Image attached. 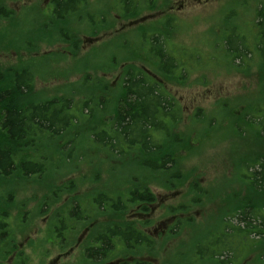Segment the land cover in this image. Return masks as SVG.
Returning <instances> with one entry per match:
<instances>
[{
  "label": "rangeland",
  "instance_id": "obj_1",
  "mask_svg": "<svg viewBox=\"0 0 264 264\" xmlns=\"http://www.w3.org/2000/svg\"><path fill=\"white\" fill-rule=\"evenodd\" d=\"M50 1L0 0V5L14 11L13 17L0 18V71L30 69L35 77L30 94L34 99L66 96L91 101L56 140L18 153L25 159H45L44 174H0V211L6 212L8 222L0 242L19 244L31 235L38 245L42 237L45 258L54 257L59 250L55 236L40 230L48 232L57 223L58 207L64 206L65 198L83 205L100 193L120 194L137 185L153 192L157 203L164 199L157 217L164 211L170 215L184 211L187 217L170 237L157 238V264H264V240L253 233L245 236L237 230H222L236 206L264 207V193L249 189L244 177L250 178L259 159L264 162V124L250 116L244 119L252 123L242 119L246 109L259 105L261 109L264 104L260 83L264 73L257 71L261 61L253 49L254 14L261 0H131L128 6L120 0H88L82 10L63 21L47 20ZM137 1L143 7L139 14L130 12L126 17L125 9ZM60 27L77 35V48L56 36ZM153 33L165 39L167 53L178 62L174 71L184 68L178 73L186 80L163 76V69L155 66L157 60L149 58L145 50ZM234 34L253 50L249 73L235 70L224 49V38ZM85 36L97 41H85ZM129 65L156 73L180 105L181 118L173 130L185 137L175 144L170 171L151 173L135 162L134 153L118 157L91 140L92 127L108 123L113 109L110 102L100 111L98 95L112 99ZM94 206L93 220L102 225L103 215ZM211 236L219 237L220 245L205 250ZM199 244L201 256L194 252ZM221 246L227 249L224 255L211 257L209 253Z\"/></svg>",
  "mask_w": 264,
  "mask_h": 264
},
{
  "label": "trees",
  "instance_id": "obj_2",
  "mask_svg": "<svg viewBox=\"0 0 264 264\" xmlns=\"http://www.w3.org/2000/svg\"><path fill=\"white\" fill-rule=\"evenodd\" d=\"M54 1L56 2V14L63 17L66 11L76 10L74 8L77 5L84 6L87 3V0ZM120 2H125L128 6L132 1L120 0ZM140 8L143 7H139L138 1L134 2L131 8L125 9V16L128 17L130 12H134L136 15L139 14ZM66 19L67 17L62 18V21ZM254 27L256 42L253 49L258 52L261 61L257 71L264 73V0L259 1L255 9ZM160 35V33H157L156 36H152L150 46L145 51L149 57L152 56L157 60L156 67L160 70L161 68L163 69V71H160L163 76L173 77L175 76L174 70L178 68V62L170 53H167L166 41L165 39H160ZM236 37L238 36L235 34L226 36L223 40V46L235 70L246 74L251 70V65H249L248 61L252 59L253 50L246 43L238 40L239 37ZM181 76L178 78L179 80L186 79L184 74ZM175 78L177 77L175 76ZM29 80V76L25 72H16L10 78V81L6 83L7 85L0 87V114H2L0 115V172L4 175L17 169L14 159L17 160L16 155L23 149H29L32 146V137L37 134L38 136H49V132L54 134L61 131L62 134L77 120H75V112H80V109L84 112V109L91 101L90 98L87 99L81 104L82 107H79L77 102H73L71 98L64 96L58 100L31 102V99H27L31 91ZM260 83L264 86V75L260 79ZM120 88V91L113 97V109L110 111L112 118L109 129L113 130V135L107 137L105 132L101 131V133L97 134L96 139L99 142L105 141L113 146L111 148L113 151L118 148L125 155L134 153L133 156L138 158V160L135 159V162L139 163L142 169L151 173H163L170 170L166 163H172L174 166L175 144L180 139L175 136V132L172 133L174 134L172 142L171 139L164 138V134L161 136L153 133L162 131L167 135L171 124L176 122V119H173L169 123L167 115L180 113L179 107L174 103V100L167 97L165 92L157 86L156 82H151L147 76H144L133 65L124 67ZM93 91H96V89ZM107 105V103H104V97L98 95L97 108L103 111ZM261 105V109H258L260 105L253 107L251 110L249 108V110L246 109L243 112V116H252L253 120L264 124V104ZM262 109L263 113H261ZM90 110L92 111V108ZM257 112L260 114H256ZM249 122L252 123L250 120ZM262 131L264 134V126ZM162 140H164V147L163 143H160ZM56 146L59 147L58 144ZM258 162V164L253 166L254 170L250 171V178L244 177L247 178V187L249 189L256 193H264V162L262 159H259ZM18 172L27 177L44 173L45 168L28 161L20 165ZM251 177L252 181L250 180ZM136 188L139 191L135 190L132 192L133 196L142 201L152 200V195L147 188L141 189L137 185ZM100 203L101 201H99ZM234 211V213L229 215V218L227 217V226L226 229H222L223 231L237 230L245 236L253 233L257 239L264 240V207L245 203L241 207L237 208L236 206ZM234 220H236V223H233ZM131 232L129 231L130 234ZM219 241L220 239H216V241H213L214 243L207 244L219 246ZM204 249L207 250L209 247L204 246ZM225 251H227L226 247L221 246L218 252L209 254L211 257L219 258L224 255ZM102 252L101 248L92 250L94 255H100ZM196 255L201 256V252L196 253Z\"/></svg>",
  "mask_w": 264,
  "mask_h": 264
},
{
  "label": "flooded vegetation",
  "instance_id": "obj_3",
  "mask_svg": "<svg viewBox=\"0 0 264 264\" xmlns=\"http://www.w3.org/2000/svg\"><path fill=\"white\" fill-rule=\"evenodd\" d=\"M87 4H88V0L85 5ZM4 5L5 4L0 5V18L4 17L9 19L13 17L14 11L5 8ZM48 6H49L48 8L49 14L47 20L54 18H58L62 20V18L71 17L74 13L77 12V10H82L84 8V6L77 5L74 8L76 10L66 11L63 17L62 15L56 14L55 1L53 2V0H51L48 3ZM88 18L91 24L95 22L93 21L91 16H88ZM103 19L104 18L101 17L100 23L103 22ZM44 27L47 28L46 25ZM44 32H45L44 35L49 33L48 29ZM59 32L60 33L57 34L56 36H59L60 39H65L73 42L72 48L73 49L77 48L78 40L74 39L77 37L75 33L69 32V30L66 29L65 27L64 28L60 27ZM156 35L157 33L156 34L153 33L152 36H156ZM84 38L85 41L88 42L97 41L94 37L85 36ZM149 58L152 60L154 59V57L152 56ZM138 70L142 72L144 76H147L151 80V82H156L157 86H159L165 92L167 97H169L171 100H174V103L180 109V113L178 112V114L167 115L169 123L173 119H176L175 120L176 122H173L171 124V127L167 135H165V132L162 131H157V132L155 131L153 134L154 135L160 134L161 136H163L164 134L163 137L164 138L166 137V139H171V142L173 141V136L175 134V136H178V138L180 139L179 142H182L183 141L182 137H185V135L182 132L176 133L175 131H172L175 123H177L181 118V108L179 103L176 101L175 97L170 93H168L165 90V88L161 85L162 79L158 78L159 76L156 75V73L145 68L142 70L141 69ZM179 71L183 72L184 68H180L177 72H175V76L177 77V79L182 77L181 75H179L178 73ZM16 72H25L29 76L30 79L29 86L31 85L30 88L32 91V86L35 77L34 74L31 72V70L26 67H19V68L10 67L9 69L5 70V72L0 71V75H1L0 87L7 85L6 83L10 81V78ZM3 80L4 82H2ZM85 84L87 85L88 82H86ZM31 91L27 97V99L32 100L31 102H45L54 99L58 100L62 97V96H56V97L44 98V99H34L30 96ZM67 98H71V97H67ZM71 99L73 102H77V105L79 107H82L81 104L87 100L86 99L81 101L78 100L75 101L73 98ZM113 99L114 98L110 99L108 97H105L104 103L109 104L110 102H114ZM198 112L200 111L198 110ZM76 114L78 113L75 112L74 115L75 120L77 119ZM108 116H110L108 119V123L106 122L105 125L102 126L94 125L92 127L91 135H90L91 140L95 146L102 148L103 150H106L108 153H112L118 157H121L125 155L124 152H121L122 150L116 148V150L113 151V149H111L113 146H111L105 141L99 142L96 139L97 134L101 133V131L105 132L107 137L113 135V130L109 129L112 115H108ZM196 116L198 118L199 113H197ZM244 118L245 116H243L242 119L249 124L250 119L246 120ZM173 132L175 133L172 134ZM60 135H61V131L54 134L49 132V136H44V135L38 136L37 134L34 137H32L33 138L32 146H30L29 149H35L36 147L41 145L42 142L45 140L48 144V142L56 140ZM160 143H163V147H164V140L160 141ZM160 145L162 146V144ZM55 147L59 148L56 145ZM123 150H125V148H123ZM16 159L17 160L14 159V164L17 169L12 170L7 175H12L14 173H18L19 175H22L21 173L18 172V170H20V165L28 161H31V163L44 167L46 171L47 161L45 159L43 160V158H39V160L25 159L17 154ZM21 160H26V161H21ZM166 166H169L170 170L173 169L172 163H166ZM0 174L4 175L1 172ZM40 174H44V173H40ZM40 174H36V175H40ZM173 176H174L173 174H170L171 178H173ZM140 188L142 189L147 187L140 186ZM194 188L196 189V191L199 190V187H194ZM135 190H137L136 186H131L127 191L120 194L100 193L96 196L90 197L89 201L83 205H81L80 202L77 201V199L75 201H72V199L65 198L64 206L62 205L63 207L62 206L58 207V212L59 214H61V216L58 218L57 223L55 222L52 227H49L50 231L48 232H42V230L39 229L40 234L42 233L52 234V238H54L55 236L56 242L59 246V250L55 254V256L46 259L45 246L41 241L42 237L39 238V243L38 245H36L35 242L32 241L31 235H27L23 239V241L20 242L19 244L11 243L9 240L4 245L2 242H0V264H157L158 263L157 257L154 255V253H156L157 251V244H158L157 238L170 237L171 236L170 234L173 233L174 229L177 228L178 225L182 223L187 217H185L184 211H182L181 213L178 212L174 213V211L172 210L174 207H170L172 208L171 210L173 211L172 212L173 214L170 215L168 214L167 211L166 212L164 211L162 215L157 217L155 215V212L158 208H160L164 199H162L160 203H157V201L155 200L154 193L148 189L150 194L152 195V200L142 201L138 199L136 196L132 195V192H134ZM99 201H101L100 204ZM94 205H96L97 208L99 209V213L103 215L102 225L97 226L96 220L95 219L93 220L92 215L94 211L92 209L96 208ZM73 223H82V224L80 226H73L72 225ZM7 228H8L7 214L4 211L2 212L0 211V237L1 238L4 237L2 240L5 239ZM129 231H132L131 234L129 233ZM158 231H160V234H158ZM34 233L37 234V232ZM216 239H220V238L213 237L212 239L211 236L209 240H207V242L204 243V246L210 247V245L207 243L211 244L213 241H216ZM41 245L42 247L40 248ZM198 246L199 247L194 249V252H196L197 250L196 253L201 252V248H200L201 244H199ZM100 248L103 250V252L100 255H94V253H92L93 249H100Z\"/></svg>",
  "mask_w": 264,
  "mask_h": 264
}]
</instances>
